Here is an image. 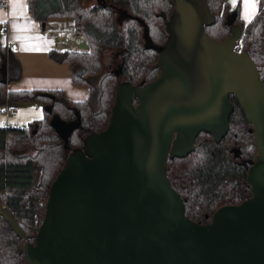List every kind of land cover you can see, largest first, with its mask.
Wrapping results in <instances>:
<instances>
[{
	"label": "water",
	"instance_id": "95a60500",
	"mask_svg": "<svg viewBox=\"0 0 264 264\" xmlns=\"http://www.w3.org/2000/svg\"><path fill=\"white\" fill-rule=\"evenodd\" d=\"M185 1L172 0L168 36L156 49V80L120 86L104 130L67 155L33 243L0 206V217L24 239L26 264H264V86L247 53L233 51L239 27L231 26L222 43L204 34L210 21L204 0L205 19L197 27L218 52L204 65L179 69L169 24L177 11L186 16L193 9ZM186 54L180 49L181 58ZM231 97L251 125V196L194 223L169 183L166 163L191 153L199 133L215 141L224 136Z\"/></svg>",
	"mask_w": 264,
	"mask_h": 264
},
{
	"label": "trees",
	"instance_id": "16d2710c",
	"mask_svg": "<svg viewBox=\"0 0 264 264\" xmlns=\"http://www.w3.org/2000/svg\"><path fill=\"white\" fill-rule=\"evenodd\" d=\"M26 0L33 21L69 19L84 49L48 52L50 61L69 68L74 86H85V101L71 102L61 91L7 90L0 81V107L6 103L41 106L42 117L25 125L0 126V206L16 220L25 240L33 243L43 218L48 189L70 151L80 149L90 135L104 130L118 88L153 82L159 69L157 48L167 39L166 25L173 13L172 0ZM210 21L204 34L216 43L241 31L240 53L246 52L264 86V2L246 25L225 0H204ZM0 5L4 1L0 0ZM3 24H0V27ZM238 43V40L236 41ZM6 49L0 44V65ZM19 77V65L9 59L8 80ZM227 131L215 141L199 133L194 150L169 157L166 176L183 201L184 215L198 224L210 221L221 206L237 205L251 196L247 168L255 161L251 125L234 99ZM0 217V264H26L22 245Z\"/></svg>",
	"mask_w": 264,
	"mask_h": 264
},
{
	"label": "crops",
	"instance_id": "0c3cea01",
	"mask_svg": "<svg viewBox=\"0 0 264 264\" xmlns=\"http://www.w3.org/2000/svg\"><path fill=\"white\" fill-rule=\"evenodd\" d=\"M0 5V24L6 25L9 33L0 35V44L5 47L7 38L14 41L17 50L6 49L5 58L0 65V81L5 82L7 90H45L61 91L71 102L85 101L89 90L85 86H74L70 80L69 68L49 60L48 52L79 50L83 41L73 32L69 19H49L43 25L33 21L26 9V0H3ZM260 1L255 0L254 8L245 0H225L228 8L236 11L243 25L248 24L255 14ZM97 2V0H96ZM9 59L19 65V77L8 80ZM23 108L26 106H22ZM20 107V108H22ZM34 109H36L34 107ZM3 116V114L0 113ZM28 115L21 117H1V121L12 126L28 123ZM27 119V120H26Z\"/></svg>",
	"mask_w": 264,
	"mask_h": 264
},
{
	"label": "rangeland",
	"instance_id": "374dc122",
	"mask_svg": "<svg viewBox=\"0 0 264 264\" xmlns=\"http://www.w3.org/2000/svg\"><path fill=\"white\" fill-rule=\"evenodd\" d=\"M182 3L183 6H193V9H189L186 12V16L182 15L180 11H177V13L173 15L169 24V32L172 45L177 49V59L181 61L179 69L186 71L196 64L204 65V59L208 57H215L218 51L216 44H213V42L206 39L197 27V23L200 20L205 19V9L202 1L188 0ZM84 6L86 8L97 6V2L96 0H86ZM178 46L181 50H185L187 52L184 58H181ZM24 115H28V122L40 119L42 117L41 106H37L36 109H34L33 105H28L24 108L22 107L18 110V112L10 117H21ZM1 117L3 118L4 115H0V126L2 127L5 123L1 121ZM6 123H8V121Z\"/></svg>",
	"mask_w": 264,
	"mask_h": 264
},
{
	"label": "built area",
	"instance_id": "2783aa9c",
	"mask_svg": "<svg viewBox=\"0 0 264 264\" xmlns=\"http://www.w3.org/2000/svg\"><path fill=\"white\" fill-rule=\"evenodd\" d=\"M8 33H9V31H8L7 26L2 25L0 27V35L7 36ZM5 47H6V49H8L10 51L17 50L16 43L9 38H7V40L5 42ZM233 51L236 53H240V40H238V43H235ZM34 107L37 108V106H34ZM19 109H20V107L17 105L6 103L2 107H0V113L3 114L5 117H10V116L14 115L16 112H18ZM9 126H12V125H10L8 123L4 124V127H9Z\"/></svg>",
	"mask_w": 264,
	"mask_h": 264
},
{
	"label": "snow or ice",
	"instance_id": "6c2138e0",
	"mask_svg": "<svg viewBox=\"0 0 264 264\" xmlns=\"http://www.w3.org/2000/svg\"><path fill=\"white\" fill-rule=\"evenodd\" d=\"M246 5H251L253 8L255 6V0H245Z\"/></svg>",
	"mask_w": 264,
	"mask_h": 264
}]
</instances>
